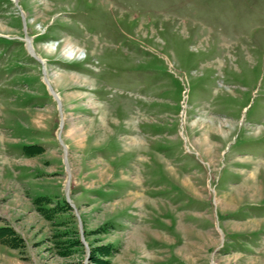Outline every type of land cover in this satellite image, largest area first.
<instances>
[{"label":"rangeland","instance_id":"rangeland-1","mask_svg":"<svg viewBox=\"0 0 264 264\" xmlns=\"http://www.w3.org/2000/svg\"><path fill=\"white\" fill-rule=\"evenodd\" d=\"M0 227V264H264V0H0Z\"/></svg>","mask_w":264,"mask_h":264},{"label":"bare ground","instance_id":"bare-ground-1","mask_svg":"<svg viewBox=\"0 0 264 264\" xmlns=\"http://www.w3.org/2000/svg\"><path fill=\"white\" fill-rule=\"evenodd\" d=\"M29 43H30V40H28ZM30 45V44H29ZM58 46L59 44H50V45H47L46 46V49L47 51H49V53H53V52H56L58 51ZM29 49L30 51L34 54V51H33V47H32V44L29 46ZM63 53H64V56H66L68 59H70L71 61L73 60H81V59H84V52L82 50V48L78 47L76 44H74L71 40H66L65 41V45H64V48H63ZM57 80L58 79H65L64 77L66 76V74L64 73H57ZM71 81L73 83H76V84H80V83H84L83 81V78H81L78 74H73L71 77H70ZM67 79V78H66ZM69 81V80H68ZM82 96V95H81ZM57 99L58 100H61L60 98H58L57 96ZM90 106L92 108L95 107V105L93 103H90ZM210 127V126H209ZM75 129H72V130H69L68 133H70L72 136L73 134H75L76 131V126H74ZM206 129V128H205ZM79 131V130H78ZM132 144L137 146L138 144L141 143V140L139 137H136V138H133L132 139ZM211 141L208 139H206L204 142H202L203 146L205 147V151L207 152V154H214L213 152V145L210 143Z\"/></svg>","mask_w":264,"mask_h":264},{"label":"trees","instance_id":"trees-1","mask_svg":"<svg viewBox=\"0 0 264 264\" xmlns=\"http://www.w3.org/2000/svg\"><path fill=\"white\" fill-rule=\"evenodd\" d=\"M38 149L39 148H33L32 149L33 151H28V153L29 154H36V153H38ZM41 201H43V199L37 200V202H41ZM46 201H49V200H46ZM47 203H48V205L50 204V202H47ZM67 206L69 207L68 204H67ZM12 232H13V230H11L10 228H6V227L0 228V244L11 245V247H13V248L20 247V245H22V243L20 245H19V243L13 244V242H16V241L13 238H10V235H11ZM20 240L21 239H19L18 242ZM21 241L23 242V240H21ZM106 255L110 256L111 253L107 252Z\"/></svg>","mask_w":264,"mask_h":264},{"label":"crops","instance_id":"crops-1","mask_svg":"<svg viewBox=\"0 0 264 264\" xmlns=\"http://www.w3.org/2000/svg\"><path fill=\"white\" fill-rule=\"evenodd\" d=\"M24 178H25V177H24ZM21 185H22V188H24V182H22ZM39 197H41V196H39ZM42 199H43V198H42ZM38 200H39V199H38ZM43 200H45V201H44V202L42 201V204H43V203H46V200H47V199H43ZM47 205H48V203H47ZM0 228H2V227H0ZM4 247H5V246H4ZM10 247H11V246H10ZM1 248H2V247H1ZM6 248H9V246L6 247ZM11 248H12L11 250L16 249V248H13V247H11Z\"/></svg>","mask_w":264,"mask_h":264}]
</instances>
